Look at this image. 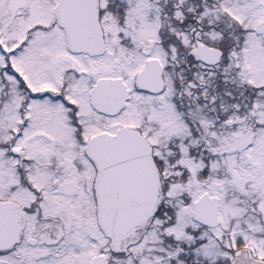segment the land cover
Returning <instances> with one entry per match:
<instances>
[{"label": "snow or ice", "instance_id": "snow-or-ice-1", "mask_svg": "<svg viewBox=\"0 0 264 264\" xmlns=\"http://www.w3.org/2000/svg\"><path fill=\"white\" fill-rule=\"evenodd\" d=\"M0 264H264V0H0Z\"/></svg>", "mask_w": 264, "mask_h": 264}]
</instances>
